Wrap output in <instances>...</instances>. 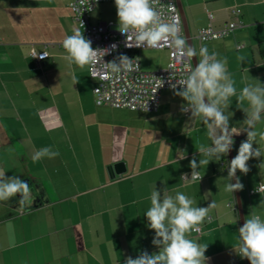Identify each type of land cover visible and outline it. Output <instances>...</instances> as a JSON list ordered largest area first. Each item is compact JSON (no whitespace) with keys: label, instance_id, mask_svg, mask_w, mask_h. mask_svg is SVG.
<instances>
[{"label":"crops","instance_id":"0c3cea01","mask_svg":"<svg viewBox=\"0 0 264 264\" xmlns=\"http://www.w3.org/2000/svg\"><path fill=\"white\" fill-rule=\"evenodd\" d=\"M71 1L0 0V264H248L238 196L264 264V190L249 193L264 186V0H176L201 90H163L156 112L95 104L87 56L64 48L84 39ZM89 21L124 26V5Z\"/></svg>","mask_w":264,"mask_h":264},{"label":"built area","instance_id":"2783aa9c","mask_svg":"<svg viewBox=\"0 0 264 264\" xmlns=\"http://www.w3.org/2000/svg\"><path fill=\"white\" fill-rule=\"evenodd\" d=\"M108 2L124 5V26L114 29L112 21L90 23L91 11ZM70 6L84 39L79 43L64 44V48L75 51L77 59L81 54L87 56L89 75L95 81L93 93L97 106L156 112L163 90L197 93L195 71L182 34L176 0H72ZM238 25L230 23L221 30L211 26L201 28L198 39L205 43L223 38ZM143 50L168 51L167 67L155 72L143 71L137 56ZM31 55L36 67L40 68L48 52L44 50ZM248 149H252L250 145ZM189 176L193 180L201 179L195 171ZM263 190L264 186H259L249 193ZM194 231L199 233L200 229Z\"/></svg>","mask_w":264,"mask_h":264},{"label":"water","instance_id":"95a60500","mask_svg":"<svg viewBox=\"0 0 264 264\" xmlns=\"http://www.w3.org/2000/svg\"><path fill=\"white\" fill-rule=\"evenodd\" d=\"M195 74H196V78L198 81L197 83H198V87H199V91H200L201 89H200V83H199V75L197 74V71L195 72ZM200 96H201V99L203 100L204 105L209 110L210 114L214 117V119L219 123V125L221 126V128L225 132L228 150L230 151V163H231L230 170H231V173L233 175L234 181L237 183L236 173H235V165H234L233 155L231 153L232 152L231 140H232L233 136L231 135L230 130H229L227 124L225 123V121L214 110V108L206 100L205 96L201 93H200ZM236 188H237V184H236ZM238 206H239V215H240L241 224H242V234H243V241H244V247H245V254H246L247 262H248V264H253L252 263L251 250H250V246H249V242H248V238H247V231H246V227H245L244 220H243L241 201L239 199V196H238Z\"/></svg>","mask_w":264,"mask_h":264},{"label":"rangeland","instance_id":"374dc122","mask_svg":"<svg viewBox=\"0 0 264 264\" xmlns=\"http://www.w3.org/2000/svg\"><path fill=\"white\" fill-rule=\"evenodd\" d=\"M112 9H114V8H112ZM114 11V10H113ZM106 12H108V11H106ZM106 12H104L105 14H106ZM103 17H105L104 15H103Z\"/></svg>","mask_w":264,"mask_h":264}]
</instances>
